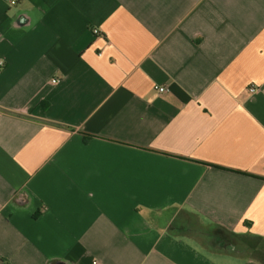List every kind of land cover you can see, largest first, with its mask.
<instances>
[{
  "label": "crops",
  "instance_id": "crops-1",
  "mask_svg": "<svg viewBox=\"0 0 264 264\" xmlns=\"http://www.w3.org/2000/svg\"><path fill=\"white\" fill-rule=\"evenodd\" d=\"M12 1L0 264H264V0Z\"/></svg>",
  "mask_w": 264,
  "mask_h": 264
},
{
  "label": "rangeland",
  "instance_id": "rangeland-1",
  "mask_svg": "<svg viewBox=\"0 0 264 264\" xmlns=\"http://www.w3.org/2000/svg\"><path fill=\"white\" fill-rule=\"evenodd\" d=\"M248 242V241H247ZM253 250L264 251V242L260 240H249Z\"/></svg>",
  "mask_w": 264,
  "mask_h": 264
},
{
  "label": "built area",
  "instance_id": "built-area-1",
  "mask_svg": "<svg viewBox=\"0 0 264 264\" xmlns=\"http://www.w3.org/2000/svg\"><path fill=\"white\" fill-rule=\"evenodd\" d=\"M11 3H12V4H15L16 1L13 0ZM0 65H1V64H0ZM0 69H1V67H0ZM54 82H56V81L54 80ZM157 90H158L159 92L162 93V92H165V91H166V88H165V87H162V86H159V87H157ZM251 92H252V93H255V92H256V88H255V87H252V88H251Z\"/></svg>",
  "mask_w": 264,
  "mask_h": 264
}]
</instances>
